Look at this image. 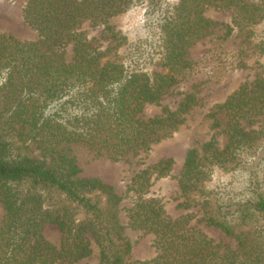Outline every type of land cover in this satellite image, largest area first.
I'll use <instances>...</instances> for the list:
<instances>
[{
  "label": "trees",
  "instance_id": "obj_1",
  "mask_svg": "<svg viewBox=\"0 0 264 264\" xmlns=\"http://www.w3.org/2000/svg\"><path fill=\"white\" fill-rule=\"evenodd\" d=\"M145 3L147 37L131 42L125 54L109 57L78 28L89 21L122 38L110 19ZM211 4L233 11L234 26L250 28L264 20V0H27L26 21L47 49L32 40L0 32V197L7 218L0 223V264H71L99 247L98 264H124L131 240L116 215L123 200L99 177H82L74 157L59 146L81 142L113 157L151 145L175 130L195 103L185 97L176 109L149 119L138 114L157 102L190 65L192 41L217 24L205 14ZM73 44L67 61L65 47ZM157 57L168 71L148 69ZM228 115L223 148L212 138L202 152L185 156L183 180L190 187L208 179L217 167L245 169L243 186H221L204 194L207 224L234 237L237 248L216 241L190 224L191 214L171 217L161 199L147 197L153 178L166 176L174 160L163 158L141 169L131 180L136 200L128 226L155 233L158 255L134 264H264V142L256 126L264 120V77L241 84L210 113ZM27 128L50 163L27 156L7 134ZM261 150V152H259ZM249 164H253L251 167ZM100 196H104L106 208ZM63 232L60 246L44 235L46 221Z\"/></svg>",
  "mask_w": 264,
  "mask_h": 264
},
{
  "label": "rangeland",
  "instance_id": "obj_2",
  "mask_svg": "<svg viewBox=\"0 0 264 264\" xmlns=\"http://www.w3.org/2000/svg\"><path fill=\"white\" fill-rule=\"evenodd\" d=\"M27 0H0V32L8 33L20 40H32L41 44L43 49L47 45L43 42L38 31L25 19L24 7ZM176 3L179 0H167ZM207 17L217 24L205 29L190 44L185 56L190 65L181 68L176 73L175 83L157 102L147 103L139 112L142 119H149L163 113V108L176 109L187 96L193 95L195 103L184 114L179 126L167 136L153 143L147 150L137 149L121 157H113L103 150H98L81 142L63 143L59 148L67 156L74 157L79 165L82 177H99L104 182L114 186L123 200L116 208V215L124 225V234L131 240L133 246L129 254L125 255L124 264H134L138 260L152 259L159 253L155 243V233L128 226L127 213L136 200L134 191L129 190L132 178L147 165L163 158L174 160L168 175L153 178L148 189L147 197H156L164 203L166 212L173 218L191 214L190 224L203 232L233 248H237L234 237L226 235L220 228L209 225L204 220V194L211 189L218 190L221 186H243L248 175L245 169H224L217 167L212 175L195 187L185 184V156L189 149L196 148L202 152L204 145L212 138L223 148L228 142L226 124L228 115L218 112L220 126H214L210 113L216 110V105L222 103L241 84L251 83L259 76L264 77V20L250 28L234 26L230 35H226L227 24L233 25L234 13L229 8H217L209 4L205 9ZM145 3L137 4L129 10L110 19V24L122 35L115 38L104 25L92 26L85 21L78 31L85 33L90 42L102 50L110 49L109 57L125 54L131 42L143 39L149 34V20ZM73 44L65 47L67 61L73 58ZM148 69L167 72L162 61L157 57L148 65ZM2 117V102L0 101V119ZM260 131L261 142H264V120L255 125ZM23 133L8 136L22 148L23 152L34 159L51 162L35 143L28 129H21ZM264 152V149H262ZM261 152V150H259ZM253 167V164H249ZM260 171L262 168H256ZM107 208L104 196H100ZM7 218V210L0 197V223ZM45 237L60 246L63 232L59 226L49 220L44 224ZM92 253L71 264H98L99 247L91 238Z\"/></svg>",
  "mask_w": 264,
  "mask_h": 264
}]
</instances>
